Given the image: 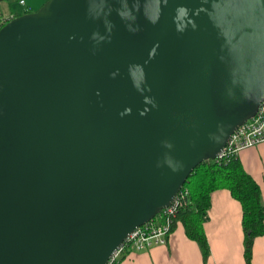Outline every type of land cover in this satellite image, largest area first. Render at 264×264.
Wrapping results in <instances>:
<instances>
[{"label":"water","instance_id":"1","mask_svg":"<svg viewBox=\"0 0 264 264\" xmlns=\"http://www.w3.org/2000/svg\"><path fill=\"white\" fill-rule=\"evenodd\" d=\"M264 97V0H46L0 27V264H106Z\"/></svg>","mask_w":264,"mask_h":264},{"label":"crops","instance_id":"2","mask_svg":"<svg viewBox=\"0 0 264 264\" xmlns=\"http://www.w3.org/2000/svg\"><path fill=\"white\" fill-rule=\"evenodd\" d=\"M0 0V18L36 11L46 0ZM238 157L243 170L260 189L264 205V141L240 150ZM203 231L208 244V256L203 260L195 241L187 238L180 222H175L163 244H150L141 249L125 245L117 256L116 264H245L243 233L239 203L226 189L210 193L207 218ZM250 264H264V233L253 240Z\"/></svg>","mask_w":264,"mask_h":264},{"label":"trees","instance_id":"3","mask_svg":"<svg viewBox=\"0 0 264 264\" xmlns=\"http://www.w3.org/2000/svg\"><path fill=\"white\" fill-rule=\"evenodd\" d=\"M217 189H226L229 195L239 203L243 259L245 264H250L253 240L264 233V205L261 202L259 186L243 170L236 155L209 159L195 166L181 187L182 204L176 208L172 216L171 229L175 222H180L184 234L195 241L205 260L209 250L203 231V222L207 218L210 193ZM158 219H160V213L156 214L151 222H156ZM125 245L123 243L122 249H125Z\"/></svg>","mask_w":264,"mask_h":264},{"label":"built area","instance_id":"4","mask_svg":"<svg viewBox=\"0 0 264 264\" xmlns=\"http://www.w3.org/2000/svg\"><path fill=\"white\" fill-rule=\"evenodd\" d=\"M22 3L23 1L19 0V4ZM6 21L0 18V26ZM262 141H264V97L255 115L232 132L226 145L214 159L236 155L240 150L252 147ZM182 197L183 192L180 189L174 201L168 207L159 211L160 219L158 221L151 222L150 220L138 226L124 239L123 243L135 250L150 244H163L171 231L172 216L176 208L182 204ZM122 245L109 257L106 264H116L117 256L123 247Z\"/></svg>","mask_w":264,"mask_h":264}]
</instances>
